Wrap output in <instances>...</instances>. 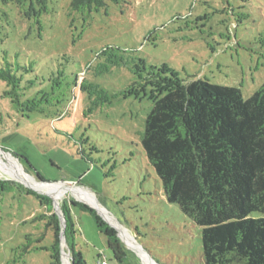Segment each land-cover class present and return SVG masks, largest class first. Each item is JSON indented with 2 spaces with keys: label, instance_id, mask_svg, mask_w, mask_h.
Here are the masks:
<instances>
[{
  "label": "rangeland",
  "instance_id": "obj_1",
  "mask_svg": "<svg viewBox=\"0 0 264 264\" xmlns=\"http://www.w3.org/2000/svg\"><path fill=\"white\" fill-rule=\"evenodd\" d=\"M5 53L13 63H32L34 73L25 79L43 78L49 102L27 116L0 98V167L7 172L16 165L38 185L69 189L54 199L0 169V179L21 190L13 198L0 196V264H51L46 251L21 259L11 251L30 228L22 222L40 211L36 196L51 200L65 226L70 207L85 264L100 258L146 264L120 231L126 255L115 259L92 213L71 206L70 200L90 206L72 188L93 194L155 264H203L200 228L167 202L141 145L156 91L147 83L148 72L154 73L149 67L181 82L235 86L247 98L264 82V0H107L81 11L72 10L70 0H51L42 11L21 1L0 2V65ZM83 72L81 87L75 77ZM173 83L164 80L153 96ZM4 89L0 81V96ZM64 250L69 264L67 245Z\"/></svg>",
  "mask_w": 264,
  "mask_h": 264
},
{
  "label": "trees",
  "instance_id": "obj_2",
  "mask_svg": "<svg viewBox=\"0 0 264 264\" xmlns=\"http://www.w3.org/2000/svg\"><path fill=\"white\" fill-rule=\"evenodd\" d=\"M15 1L42 11L51 0H0L2 4ZM106 1L70 0V7L74 11L100 8ZM149 68L154 73L146 68L151 75L147 83L156 91L150 97L153 104L145 118L141 145L167 202L176 204L200 228L202 263L264 264V82L244 98L235 86L199 78L181 82L159 73L155 67ZM34 70L32 63H13L6 53L0 65V81L5 85L0 98H7L20 113L25 112L21 115L41 112L39 103L49 102L43 78L39 80L40 76L34 74L35 79H25L26 73ZM142 70L135 65V73L144 79ZM58 74L63 72L59 70ZM53 77L56 80V75ZM83 78L84 72L77 74L75 84L80 81L82 87ZM164 80L175 83L161 96H153V92L160 93L158 84ZM99 92L105 94L103 89ZM4 106L0 101V121ZM20 191V186L0 179V196L13 198ZM36 199L40 211L22 222L30 228L16 240L11 251L17 259L34 251H46L51 264H62L59 217L50 199ZM70 204L92 213L115 259L121 262L126 249L115 228L87 204L75 200H70ZM69 208L64 229L66 244L73 264H85L81 251L76 250Z\"/></svg>",
  "mask_w": 264,
  "mask_h": 264
},
{
  "label": "bare ground",
  "instance_id": "obj_3",
  "mask_svg": "<svg viewBox=\"0 0 264 264\" xmlns=\"http://www.w3.org/2000/svg\"><path fill=\"white\" fill-rule=\"evenodd\" d=\"M0 169L5 173V174H7V175H9L10 177H13L14 179L15 178H17V179H19V180H21V181H23L24 183H26L27 185H29L30 187H32V188H34V189H36V190H39V191H41V192H44L45 191V193L47 192V194L49 193V195L52 197V198H54V197H56V199L57 198H59V196H60V191H62V190H67V189H69V187L68 186H64V184L63 185H59V187H64V188H59L58 189V185H57V187H56V184H43V185H38V184H36L33 180H31V179H29V177L28 176H26L25 175V173H23V171L20 169V168H18L16 165L15 166H12L11 167V170H7V172H6V170L4 169H2L1 167H0ZM7 177V176H6ZM41 189V190H40ZM73 189V193H75V195L79 198V199H81V200H83V201H85V202H87L90 206H93V207H95L96 206V208L98 209V211L106 218V219H108L112 224H114L118 229H119V231H120V233H121V235L123 236V237H126L127 239H130L131 240V242H132V247L141 255V257H142V259L144 260V262L146 263V264H155L151 259H149V257L147 256V255H145V254H143V251L140 249V246L137 244V243H135V241L132 239V237L128 234V232L123 228V227H121L115 220H114V218L112 217V216H110L108 213H107V211L106 210H104V208H102V207H100V205H98V203H97V201H96V199H95V196L93 195V194H91L89 191H87L86 189H83V188H79V189H77V188H72ZM54 196V197H53ZM55 199V198H54ZM64 258H65V255L63 256ZM67 257L65 258V260H64V262H65V264H68L67 263Z\"/></svg>",
  "mask_w": 264,
  "mask_h": 264
},
{
  "label": "water",
  "instance_id": "obj_4",
  "mask_svg": "<svg viewBox=\"0 0 264 264\" xmlns=\"http://www.w3.org/2000/svg\"><path fill=\"white\" fill-rule=\"evenodd\" d=\"M91 208H93L97 213L99 212L98 209L96 207H93V206H90ZM55 213L58 215L59 217V220H60V224H61V256H64L65 254H68L65 250H64V246L67 245L66 244V239H65V235H64V229H65V223H64V220L62 218V215L58 212V211H55ZM98 215H100L102 218H105L103 217V215H101V213L99 212ZM105 221L107 223H109V225L113 228H115V230L117 231V234L119 236V238L121 239V236L119 234V229L114 225L112 224L108 219L105 218ZM122 241V239H121ZM62 263L64 264V262L62 261ZM69 264H73V260H72V254L70 253V263ZM157 264V263H156Z\"/></svg>",
  "mask_w": 264,
  "mask_h": 264
},
{
  "label": "built area",
  "instance_id": "obj_5",
  "mask_svg": "<svg viewBox=\"0 0 264 264\" xmlns=\"http://www.w3.org/2000/svg\"><path fill=\"white\" fill-rule=\"evenodd\" d=\"M99 264H107V261L106 260H100Z\"/></svg>",
  "mask_w": 264,
  "mask_h": 264
}]
</instances>
